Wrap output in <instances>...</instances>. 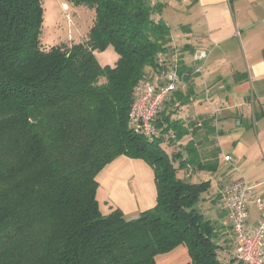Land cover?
Instances as JSON below:
<instances>
[{
    "label": "trees",
    "instance_id": "obj_1",
    "mask_svg": "<svg viewBox=\"0 0 264 264\" xmlns=\"http://www.w3.org/2000/svg\"><path fill=\"white\" fill-rule=\"evenodd\" d=\"M63 2L94 12L87 41L45 45L43 0H0V264H156L181 245L187 264H244L198 205L210 183L181 179L191 161L162 147L175 123L155 118L154 140L130 124L138 86L178 65L167 2ZM109 47L114 67L95 56ZM120 156L155 174L156 205L135 219L104 215L97 199V176Z\"/></svg>",
    "mask_w": 264,
    "mask_h": 264
},
{
    "label": "crops",
    "instance_id": "obj_2",
    "mask_svg": "<svg viewBox=\"0 0 264 264\" xmlns=\"http://www.w3.org/2000/svg\"><path fill=\"white\" fill-rule=\"evenodd\" d=\"M165 2L175 49L171 61L178 63L176 70L182 63L189 74L156 116L164 127L175 123L169 136L181 133L179 141L169 142L166 135L162 147L170 156L181 154L182 160L191 161L179 171L181 179L210 183L198 205L206 218L223 227L227 237L222 253L232 258L233 235L219 190L239 178L258 186L248 200L250 225L259 221L257 199L264 203V0ZM198 50L208 53L202 74L193 71ZM226 157L239 166L234 168ZM97 182L104 215L118 208L127 219H135L156 205L155 174L142 160L120 156L100 172ZM190 261L185 245L156 258V264Z\"/></svg>",
    "mask_w": 264,
    "mask_h": 264
},
{
    "label": "built area",
    "instance_id": "obj_3",
    "mask_svg": "<svg viewBox=\"0 0 264 264\" xmlns=\"http://www.w3.org/2000/svg\"><path fill=\"white\" fill-rule=\"evenodd\" d=\"M208 53L198 50L193 55L194 74H202ZM187 73L178 70H160L152 78L142 82L136 90V98L129 112V120L137 134L150 140L161 135L154 127L157 114L169 96L179 91L185 83ZM220 110L216 107V113ZM234 168L237 160L226 157ZM261 185V184H260ZM258 186H250L244 178H239L219 190L221 201L227 210L235 248V258L244 264H264V203L257 199L259 221L249 224L248 200L255 194Z\"/></svg>",
    "mask_w": 264,
    "mask_h": 264
},
{
    "label": "rangeland",
    "instance_id": "obj_4",
    "mask_svg": "<svg viewBox=\"0 0 264 264\" xmlns=\"http://www.w3.org/2000/svg\"><path fill=\"white\" fill-rule=\"evenodd\" d=\"M45 23L42 43L50 46H69L87 41L95 14L86 7H74L63 0H43ZM170 19V12L167 14ZM95 56L102 66L114 67L119 55L113 47L96 51Z\"/></svg>",
    "mask_w": 264,
    "mask_h": 264
}]
</instances>
